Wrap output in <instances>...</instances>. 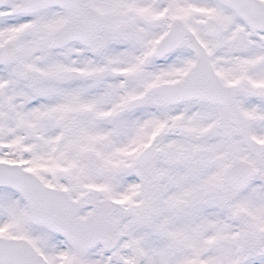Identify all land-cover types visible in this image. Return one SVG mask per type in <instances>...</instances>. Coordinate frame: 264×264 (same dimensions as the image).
Here are the masks:
<instances>
[{
	"label": "snow or ice",
	"instance_id": "snow-or-ice-1",
	"mask_svg": "<svg viewBox=\"0 0 264 264\" xmlns=\"http://www.w3.org/2000/svg\"><path fill=\"white\" fill-rule=\"evenodd\" d=\"M0 264H264V0H0Z\"/></svg>",
	"mask_w": 264,
	"mask_h": 264
}]
</instances>
